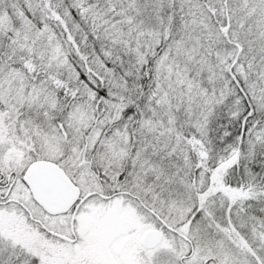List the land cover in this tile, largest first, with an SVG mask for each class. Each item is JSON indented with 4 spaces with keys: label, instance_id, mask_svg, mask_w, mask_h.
<instances>
[{
    "label": "snow or ice",
    "instance_id": "6c2138e0",
    "mask_svg": "<svg viewBox=\"0 0 264 264\" xmlns=\"http://www.w3.org/2000/svg\"><path fill=\"white\" fill-rule=\"evenodd\" d=\"M0 264H264V0H0Z\"/></svg>",
    "mask_w": 264,
    "mask_h": 264
}]
</instances>
